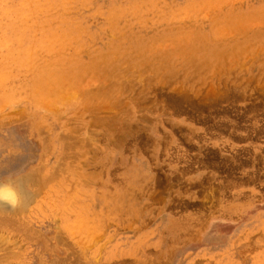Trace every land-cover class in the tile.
<instances>
[{"label":"rangeland","instance_id":"1","mask_svg":"<svg viewBox=\"0 0 264 264\" xmlns=\"http://www.w3.org/2000/svg\"><path fill=\"white\" fill-rule=\"evenodd\" d=\"M38 169L0 264H264V0H0V180Z\"/></svg>","mask_w":264,"mask_h":264},{"label":"bare ground","instance_id":"2","mask_svg":"<svg viewBox=\"0 0 264 264\" xmlns=\"http://www.w3.org/2000/svg\"><path fill=\"white\" fill-rule=\"evenodd\" d=\"M206 38V37H205ZM198 46V45H197ZM212 46V45H211ZM220 47V46H219ZM209 48H211V47H209ZM204 49H206V48H204ZM215 49H217V48H214V49H212V50H215ZM219 51V50H218ZM218 51H216L215 50V52L216 53H218ZM213 54V53H212ZM211 54V55H212ZM217 55V54H216ZM211 57H214L213 55L211 56ZM210 57V58H211ZM195 58V57H194ZM210 63V62H209ZM38 124V123H37ZM39 169L38 170H34V171H31V172H29V173H27L25 176H22L17 182H16V180L13 182L11 179H8V178H5V179H1L0 180V183H10V184H12L13 185V187L15 188V190H16V192L18 193V195H19V206H20V208H14V209H16L17 211L16 212H18L20 209H21V206L22 205H24L25 203H26V201H27V197L24 195V193H23V188H21V186L23 185L22 184V182H23V180H24V182H26V181H28V180H32L33 179V181L34 180H37V178H38V173H39ZM24 177V178H23ZM27 178V180H25ZM5 203V205H6V203L7 202H4V201H0V208H2V205ZM4 205V206H5ZM10 205V204H9ZM7 206V205H6ZM16 207H18V206H16ZM12 208V207H11ZM6 215V214H5ZM11 216V215H10ZM7 218V217H6ZM5 218V219H6ZM3 220V219H2ZM1 221V220H0Z\"/></svg>","mask_w":264,"mask_h":264},{"label":"clouds","instance_id":"3","mask_svg":"<svg viewBox=\"0 0 264 264\" xmlns=\"http://www.w3.org/2000/svg\"><path fill=\"white\" fill-rule=\"evenodd\" d=\"M0 201L15 207L19 203V195L10 183H0Z\"/></svg>","mask_w":264,"mask_h":264}]
</instances>
